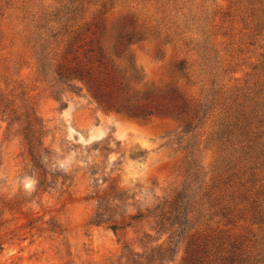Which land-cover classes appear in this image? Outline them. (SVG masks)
I'll list each match as a JSON object with an SVG mask.
<instances>
[{
    "label": "rangeland",
    "instance_id": "obj_1",
    "mask_svg": "<svg viewBox=\"0 0 264 264\" xmlns=\"http://www.w3.org/2000/svg\"><path fill=\"white\" fill-rule=\"evenodd\" d=\"M61 12H72L62 25ZM43 18L58 33L52 71L70 31L88 25L92 32L96 24L110 44L116 27L132 20L127 28L145 33L125 51L142 78L136 90L171 87L189 116L211 94L212 109L194 131L204 189L242 211L227 229L255 254L264 245V224H253L251 208L255 202L264 212V0H0V56L21 58L12 79L42 126L45 154L42 169L34 167L21 131L7 132L0 117V264H126L121 243L135 234L88 224L94 192L126 191L118 214L127 205L132 212L152 206L182 181V120L104 112L81 84L79 95H61L38 77L16 33ZM90 32L86 40L94 39ZM180 62L185 76L173 73ZM166 264H188L184 247Z\"/></svg>",
    "mask_w": 264,
    "mask_h": 264
},
{
    "label": "trees",
    "instance_id": "obj_2",
    "mask_svg": "<svg viewBox=\"0 0 264 264\" xmlns=\"http://www.w3.org/2000/svg\"><path fill=\"white\" fill-rule=\"evenodd\" d=\"M71 13L61 12V25L70 20L68 15ZM32 21L23 22L22 30L16 33L17 41L30 54L38 77L48 84L53 83L50 87L55 94L61 87V95L65 91L77 96L84 87L104 112L112 111L142 122L175 118L182 120L181 132L188 135L182 148L185 156L181 183L152 206L132 212L126 210L131 207L127 205L117 214L123 206L126 191L109 186L94 192L95 209L88 224L105 226L115 235L126 229L135 234L133 239L121 243V259L126 264H137L134 258H143L145 264H166L183 246L188 264H264V245L255 254L246 251L240 237L227 229L237 226L242 211L237 210L235 204L214 198L204 189L205 175L194 131L212 109L211 94L203 97L189 116L186 104H177L180 96L171 87L136 90L134 85L142 78L125 51L145 40V33L128 29L133 25L132 20L116 27L110 44L104 41L105 28L94 23L95 31L90 32L88 25L70 31L61 52V67L52 71L50 54L58 33L46 18L37 25ZM66 30V27L61 28V38L68 34ZM89 32L94 39L84 38ZM121 60L126 61L123 67L117 65ZM20 62L19 57L8 60L0 56V117L7 123V132L14 126L21 131L30 162L42 169L39 166L45 155L41 144L42 126L21 86L12 79ZM173 73L185 76L184 63L175 65ZM44 183L42 180L39 185ZM254 204L251 203L256 212L252 222L262 225L264 212H259Z\"/></svg>",
    "mask_w": 264,
    "mask_h": 264
}]
</instances>
